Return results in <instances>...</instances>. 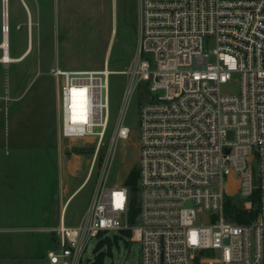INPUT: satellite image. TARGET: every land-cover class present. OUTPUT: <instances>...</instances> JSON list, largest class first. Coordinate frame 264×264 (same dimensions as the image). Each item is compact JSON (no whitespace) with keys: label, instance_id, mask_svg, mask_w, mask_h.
<instances>
[{"label":"built area","instance_id":"built-area-1","mask_svg":"<svg viewBox=\"0 0 264 264\" xmlns=\"http://www.w3.org/2000/svg\"><path fill=\"white\" fill-rule=\"evenodd\" d=\"M137 24L138 45L123 71L111 69L107 57L101 68L52 72L60 80L61 135L97 136L91 169L110 128L112 145L131 136L123 116L140 90L138 212L129 186L109 181L108 156L80 222L61 220L55 229L58 246L48 260L81 264L92 237L117 230L141 243L140 264H264V0H138ZM119 72L127 84L112 123L110 77ZM234 74L239 92L223 93ZM72 89H87V123L73 122L81 108ZM230 174L246 209L258 190L255 219L226 217Z\"/></svg>","mask_w":264,"mask_h":264},{"label":"rangeland","instance_id":"rangeland-1","mask_svg":"<svg viewBox=\"0 0 264 264\" xmlns=\"http://www.w3.org/2000/svg\"><path fill=\"white\" fill-rule=\"evenodd\" d=\"M21 1L9 0L6 30L0 0V43L7 32L10 54L16 58L33 44L23 60L0 62V264H44L48 251L58 246L55 229L59 223L52 233L37 228L43 224L44 212L53 217L51 200L58 198L59 203L61 199L58 187L69 194L90 177L66 208V224L76 225L91 202L108 156L113 161L109 181L125 182L138 162L142 103L140 90H135L123 116L131 136L112 145L110 128L91 169L97 136L65 139L61 135L60 80L52 69L101 68L107 57L111 69H126L138 45V0H25L32 19ZM212 47L208 44L205 49ZM2 54L0 48V58ZM126 84L124 74L111 75L112 123L119 118ZM221 89L225 94L238 93L239 75L234 74ZM250 165L253 181L259 185L258 158ZM232 197L240 202L238 194ZM8 242L12 247L6 250ZM100 252L105 253L103 264L141 261V243L117 230L92 237L81 264H91Z\"/></svg>","mask_w":264,"mask_h":264},{"label":"trees","instance_id":"trees-1","mask_svg":"<svg viewBox=\"0 0 264 264\" xmlns=\"http://www.w3.org/2000/svg\"><path fill=\"white\" fill-rule=\"evenodd\" d=\"M138 162L135 167L129 172L126 177L125 184L129 186L131 193V206L133 215L138 212ZM242 202V203H240ZM237 202L232 196L227 198L226 217L236 222H248L255 219L258 215L259 192L256 190L252 195L253 206L251 209H246L244 202ZM123 234L130 236V231H124ZM105 253L100 252L96 255L91 264H103Z\"/></svg>","mask_w":264,"mask_h":264},{"label":"crops","instance_id":"crops-1","mask_svg":"<svg viewBox=\"0 0 264 264\" xmlns=\"http://www.w3.org/2000/svg\"><path fill=\"white\" fill-rule=\"evenodd\" d=\"M89 178L90 177H87L86 182H88ZM86 182L84 184L82 183L83 185L81 184L76 190H74L73 192H71L69 194L66 193V190L64 189L63 186L62 187H58L59 192H60V198H61L60 202L57 203V199L58 198H54L53 200H51V204L55 208L54 215H53L52 218H50V215L47 214L46 212H44L41 215V217H40V221L43 224H42V226L40 228H37V230L40 231V232H43V233H52V229L54 227H56L55 226L56 222H58L60 224L61 220L65 221V216H66V211H67L66 208L68 206V203L70 202L72 197L86 184ZM6 200H11L12 202H14L17 199L7 198ZM48 221L51 222V224L46 225V223ZM6 245H7L6 248H5L6 250H8L9 247L10 248L12 247V243L11 242L10 243L9 242L6 243ZM8 256H10V255H8ZM3 257H6V256L4 255ZM6 260L12 261V257L11 258L10 257H6ZM44 264H52V263H50V261L47 258V260H46V262Z\"/></svg>","mask_w":264,"mask_h":264},{"label":"bare ground","instance_id":"bare-ground-1","mask_svg":"<svg viewBox=\"0 0 264 264\" xmlns=\"http://www.w3.org/2000/svg\"><path fill=\"white\" fill-rule=\"evenodd\" d=\"M22 2V1H21ZM28 6V5H27ZM26 9V8H25ZM9 10V0H3V16H4V23H5V26L7 25V20H8V16H6V13L8 12ZM30 10V9H29ZM31 11H30V19H32L31 17ZM29 18V17H28ZM29 20V19H28ZM33 21V20H32ZM32 21L30 22V24H32ZM32 26V25H31ZM31 28V27H30ZM30 33V32H29ZM30 37V36H28ZM30 39V38H29ZM30 42V41H29ZM33 45V44H32ZM32 45L31 43L29 44L28 48H27V51L21 56V57H13L11 56L10 52L9 54L7 53H4L6 50H9L10 49V39H9V34L7 32L4 33L3 35V39H2V42L0 43V48L2 49L3 51V54L1 56V59L2 60H5V61H8V62H17V61H20V60H23L30 51H32ZM120 73V72H119Z\"/></svg>","mask_w":264,"mask_h":264},{"label":"snow or ice","instance_id":"snow-or-ice-1","mask_svg":"<svg viewBox=\"0 0 264 264\" xmlns=\"http://www.w3.org/2000/svg\"><path fill=\"white\" fill-rule=\"evenodd\" d=\"M87 92V89H72V93L74 95V97L78 94L79 97H80V108H81V112L79 114V116H77L74 112L73 114V122H82V123H87V119H86V115H85V112H84V107L86 105V97H85V94ZM76 107V104H75V101H74V104H73V108L75 109ZM122 200H123V195L120 194V193H117V203H116V206L117 207H121L122 206ZM195 236L196 234L193 233L192 234V242L193 243H196V239H195Z\"/></svg>","mask_w":264,"mask_h":264},{"label":"water","instance_id":"water-1","mask_svg":"<svg viewBox=\"0 0 264 264\" xmlns=\"http://www.w3.org/2000/svg\"><path fill=\"white\" fill-rule=\"evenodd\" d=\"M22 2H23V4H24V6H25V8L28 11V14L30 16V10H29V7L27 6L25 0H22ZM6 16H8V12L6 13ZM8 26H9V24H8V20H7V25L5 26V29L6 30H8V28H9ZM9 52H10V49L9 50H6L4 53L9 54ZM0 62H2L3 64L10 63L8 61L2 60L1 58H0ZM238 182L239 181L234 178L233 174H230L229 175L226 188H227V191H228V193L230 195H235V193L237 191ZM83 264H88V263L87 262H84Z\"/></svg>","mask_w":264,"mask_h":264}]
</instances>
